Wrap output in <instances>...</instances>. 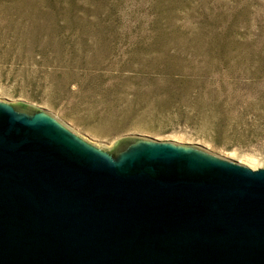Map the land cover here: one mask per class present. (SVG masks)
<instances>
[{
	"label": "rangeland",
	"instance_id": "obj_1",
	"mask_svg": "<svg viewBox=\"0 0 264 264\" xmlns=\"http://www.w3.org/2000/svg\"><path fill=\"white\" fill-rule=\"evenodd\" d=\"M0 99L263 158L264 0H0Z\"/></svg>",
	"mask_w": 264,
	"mask_h": 264
},
{
	"label": "water",
	"instance_id": "obj_2",
	"mask_svg": "<svg viewBox=\"0 0 264 264\" xmlns=\"http://www.w3.org/2000/svg\"><path fill=\"white\" fill-rule=\"evenodd\" d=\"M0 264H264V167L0 99Z\"/></svg>",
	"mask_w": 264,
	"mask_h": 264
},
{
	"label": "bare ground",
	"instance_id": "obj_3",
	"mask_svg": "<svg viewBox=\"0 0 264 264\" xmlns=\"http://www.w3.org/2000/svg\"><path fill=\"white\" fill-rule=\"evenodd\" d=\"M185 139V138H184ZM184 139L181 137H177V136H172V137H168L166 138L167 141H174V142H178V143H183V144H189L190 141H184ZM191 144V143H190ZM204 146V145H203ZM206 149L220 157L223 158H228V159H232L242 165L248 166L252 169H260L262 167H264V157L263 158H257L254 155H247V157L245 159H236L233 157V155L231 154H226L223 153L222 151H215L213 147H211L210 145H205ZM259 157V156H258Z\"/></svg>",
	"mask_w": 264,
	"mask_h": 264
}]
</instances>
